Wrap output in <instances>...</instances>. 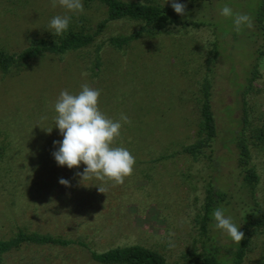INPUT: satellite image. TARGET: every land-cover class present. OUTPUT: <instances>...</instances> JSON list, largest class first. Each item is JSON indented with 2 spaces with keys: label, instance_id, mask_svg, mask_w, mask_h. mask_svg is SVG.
<instances>
[{
  "label": "rangeland",
  "instance_id": "374dc122",
  "mask_svg": "<svg viewBox=\"0 0 264 264\" xmlns=\"http://www.w3.org/2000/svg\"><path fill=\"white\" fill-rule=\"evenodd\" d=\"M157 1L171 4V0ZM177 2L189 6L190 0ZM255 2L199 1L157 37L136 40L121 51L104 47L96 77L85 70L88 49L62 57L47 56L19 72L0 73V237L28 228L82 236L100 250L139 243L161 251L168 259L185 249L195 192L181 173L205 166L185 154L157 158L197 138L198 81L207 71L214 43L220 46L210 72L213 105L224 124L231 115L242 113L239 84L254 54L250 28L243 25L236 31L234 17L240 13L250 16ZM225 5L232 8V17L220 15ZM105 10L103 5L92 4L85 12L94 24L105 16ZM70 14L59 5L53 8L51 0H0V48L18 51L32 38L45 35L54 16ZM140 24L133 19L114 22L101 39L129 33ZM259 62L260 78L253 82L246 108L264 206V145L253 137L264 129V59ZM85 83L100 90L99 108L107 117L119 120L124 113L131 120V124H123L113 143L127 148L136 160L133 174L123 184L82 180L77 173L86 165L72 169L58 166L52 155L59 147L53 142L63 139L54 126L53 105L62 90L76 94ZM51 127V133L47 132ZM216 152L228 154L219 143ZM226 162L225 172L229 171ZM60 178L69 180L71 186L60 184ZM226 180L231 181L230 176ZM97 185L105 187L106 194L100 193ZM197 186L201 198L200 183ZM249 247L243 264H264V229L252 235ZM2 264L99 263L79 249L23 246L8 253Z\"/></svg>",
  "mask_w": 264,
  "mask_h": 264
},
{
  "label": "trees",
  "instance_id": "16d2710c",
  "mask_svg": "<svg viewBox=\"0 0 264 264\" xmlns=\"http://www.w3.org/2000/svg\"><path fill=\"white\" fill-rule=\"evenodd\" d=\"M199 1L190 0L189 6ZM83 13H71L68 30L61 36H54L47 31L41 37L32 38L18 51L0 48V73L7 75L19 72L35 60L47 56L62 57L72 52L89 50L85 70L92 77L99 74L104 47L125 50L131 43L142 38H153L164 33L166 26L178 23L177 14L171 4L157 0H82ZM92 4L105 7V16L98 22L85 12ZM253 26L249 30L252 40L254 60L245 71L241 82L242 113L231 115L228 123L223 122L213 105V72L219 44L212 47V58L208 57L206 73L198 81L199 126L194 141L180 144L173 151L160 155L157 159L172 158L185 154L194 163L205 167L196 172L181 173L195 192L194 211L190 214V233L188 245L174 259H168L161 251L139 243L115 245L106 249H97L82 236H64L18 228L10 237H0V264L4 257L23 246H35L49 250L79 249L85 251L90 260L99 264H243L251 244V237L258 230L264 229V206L259 197L260 175L253 162L249 114L246 97L253 87V82L260 78V60L264 59V0H256L250 9ZM124 19L140 21L138 29L129 33L109 34L101 39L104 31L114 22ZM194 22H186L191 24ZM198 25V23H195ZM229 109V108H228ZM230 112V111H229ZM264 145V129L254 132ZM220 144L228 153L217 155L216 144ZM228 161V162H226ZM224 162L229 171L223 170ZM230 176L231 181L226 177ZM200 183L201 198L196 192ZM14 202L13 199L11 201ZM214 209H222L226 217L240 227L245 238L235 243L224 232L215 227L212 217Z\"/></svg>",
  "mask_w": 264,
  "mask_h": 264
},
{
  "label": "clouds",
  "instance_id": "9594fccd",
  "mask_svg": "<svg viewBox=\"0 0 264 264\" xmlns=\"http://www.w3.org/2000/svg\"><path fill=\"white\" fill-rule=\"evenodd\" d=\"M58 5L69 13L84 11L82 0H51L53 8ZM140 5L145 6L143 0H140ZM171 7L177 14L185 15V4L171 0ZM220 15L232 17L233 10L225 5ZM70 20L69 15H56L49 21L47 30L54 36H61L68 30ZM234 25L238 32L243 25L249 28L253 26L251 17L244 13L235 15ZM100 94L99 89L86 83L81 85V90L76 94L67 90L60 92L53 105V120L63 139L53 142L59 147L52 155L58 166L72 169L79 168L81 163L86 165L82 172L77 173L82 180L95 178L119 185L133 174L136 160L127 148L114 147L113 143L120 136L123 124H131V120L124 113H121L119 120L107 117L99 108ZM46 131L51 133L52 127L46 128ZM59 183L71 186L70 181L64 178H60ZM97 186L100 193L106 194L105 187ZM212 217L215 227L227 234L233 242L239 244L245 238L244 232L232 222L231 217L225 216L222 209H214Z\"/></svg>",
  "mask_w": 264,
  "mask_h": 264
}]
</instances>
